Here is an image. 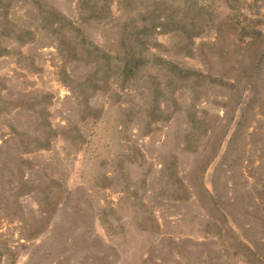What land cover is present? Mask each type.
I'll use <instances>...</instances> for the list:
<instances>
[{
  "label": "rangeland",
  "instance_id": "rangeland-1",
  "mask_svg": "<svg viewBox=\"0 0 264 264\" xmlns=\"http://www.w3.org/2000/svg\"><path fill=\"white\" fill-rule=\"evenodd\" d=\"M0 264H264V0H0Z\"/></svg>",
  "mask_w": 264,
  "mask_h": 264
}]
</instances>
